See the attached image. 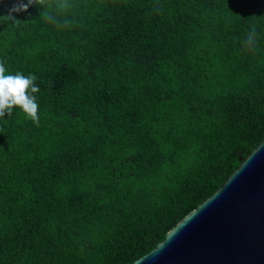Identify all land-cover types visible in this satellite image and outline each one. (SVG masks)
<instances>
[{
  "label": "trees",
  "instance_id": "obj_1",
  "mask_svg": "<svg viewBox=\"0 0 264 264\" xmlns=\"http://www.w3.org/2000/svg\"><path fill=\"white\" fill-rule=\"evenodd\" d=\"M69 2L0 20L40 89L0 119V264H132L264 139V0Z\"/></svg>",
  "mask_w": 264,
  "mask_h": 264
},
{
  "label": "water",
  "instance_id": "obj_2",
  "mask_svg": "<svg viewBox=\"0 0 264 264\" xmlns=\"http://www.w3.org/2000/svg\"><path fill=\"white\" fill-rule=\"evenodd\" d=\"M132 264H264V139L214 193Z\"/></svg>",
  "mask_w": 264,
  "mask_h": 264
},
{
  "label": "clouds",
  "instance_id": "obj_3",
  "mask_svg": "<svg viewBox=\"0 0 264 264\" xmlns=\"http://www.w3.org/2000/svg\"><path fill=\"white\" fill-rule=\"evenodd\" d=\"M8 5L7 11L0 14V20L19 27L23 21L19 14L28 11L29 7L38 6L51 9L47 15V21L57 27H68L70 20L60 14L72 7L69 0H0V6ZM257 42V32L252 26L244 41L246 49H254ZM37 77L34 74L25 76L21 72L7 73L4 62L0 61V119L7 114L11 117L15 109L21 110L27 118L37 127L40 125L39 105L36 99L40 89L36 84ZM0 132L3 129L0 128Z\"/></svg>",
  "mask_w": 264,
  "mask_h": 264
}]
</instances>
